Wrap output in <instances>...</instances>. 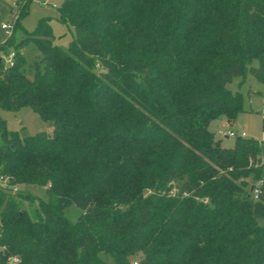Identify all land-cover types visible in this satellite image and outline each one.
I'll return each instance as SVG.
<instances>
[{"label": "trees", "instance_id": "obj_1", "mask_svg": "<svg viewBox=\"0 0 264 264\" xmlns=\"http://www.w3.org/2000/svg\"><path fill=\"white\" fill-rule=\"evenodd\" d=\"M59 18L67 49L44 18L33 66L0 62V106L53 125L0 119V173L47 192L0 187V264H264L262 142L210 129L242 111L237 76L264 82V0H66Z\"/></svg>", "mask_w": 264, "mask_h": 264}, {"label": "rangeland", "instance_id": "obj_2", "mask_svg": "<svg viewBox=\"0 0 264 264\" xmlns=\"http://www.w3.org/2000/svg\"><path fill=\"white\" fill-rule=\"evenodd\" d=\"M66 0H32L29 4L28 13L19 19V25H16L14 33L7 41L9 34L2 29L3 24H10L12 20V9L20 10V4L17 0H0V58H2L4 68L11 65L8 61L10 53L20 50L28 61V67L33 66L34 62L39 58L40 51L34 43L29 41L30 34L33 33L41 19L48 18L53 29L54 41L56 44L67 49L73 38L74 29L62 22L59 18L60 8ZM21 15V11H20ZM15 58V55H14ZM249 65L258 66L259 60L254 59ZM248 65V66H249ZM229 89L234 94H241L242 111L239 113L235 123L230 124L225 117L213 121L210 129L216 133V137L222 140V145L231 147L234 145L236 136L226 137L225 133L233 130L237 135L246 132L247 136L262 142L261 159L264 163V82L252 76L249 72L245 73V77L237 76ZM0 119L5 121L10 131H17L23 135H33L39 131L52 133L53 125L50 122L43 121L39 114L29 107H24L16 111L7 110L0 106ZM253 178H250V184ZM0 187L11 189L16 194L24 192L42 199L47 198L46 187L29 184L16 185L9 187L0 181ZM29 206V201L25 202ZM36 206L37 203H34ZM75 204L69 205L65 209V216L72 222H76L82 214ZM1 234V226H0ZM134 264H139L134 262Z\"/></svg>", "mask_w": 264, "mask_h": 264}, {"label": "built area", "instance_id": "obj_3", "mask_svg": "<svg viewBox=\"0 0 264 264\" xmlns=\"http://www.w3.org/2000/svg\"><path fill=\"white\" fill-rule=\"evenodd\" d=\"M12 20L10 24H3L2 28L9 34V37L13 35L15 27L20 19V10L13 8L12 9ZM14 55L15 53L12 52L10 53L9 57H8V61L10 62V64L13 63L14 60ZM243 137L247 136V133L244 131L240 134ZM225 136L229 137V136H238L233 130H229L228 132L225 133ZM0 181L3 182L6 186H10V183L8 181V178H5L1 173H0ZM263 183V180L258 181V183L254 186V195L255 197H258L259 193H260V189L259 187L261 186V184ZM14 187V186H13Z\"/></svg>", "mask_w": 264, "mask_h": 264}, {"label": "water", "instance_id": "obj_4", "mask_svg": "<svg viewBox=\"0 0 264 264\" xmlns=\"http://www.w3.org/2000/svg\"><path fill=\"white\" fill-rule=\"evenodd\" d=\"M0 62H1V58H0ZM262 159L259 160V162H261ZM251 190L253 191L254 190V186L251 187Z\"/></svg>", "mask_w": 264, "mask_h": 264}, {"label": "crops", "instance_id": "obj_5", "mask_svg": "<svg viewBox=\"0 0 264 264\" xmlns=\"http://www.w3.org/2000/svg\"><path fill=\"white\" fill-rule=\"evenodd\" d=\"M3 29V28H2ZM2 59V58H1ZM227 137V136H226Z\"/></svg>", "mask_w": 264, "mask_h": 264}]
</instances>
